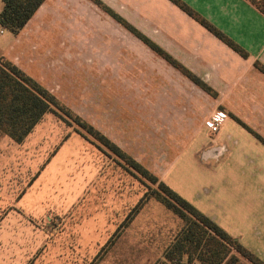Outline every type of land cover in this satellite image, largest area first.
<instances>
[{
    "label": "rangeland",
    "instance_id": "1",
    "mask_svg": "<svg viewBox=\"0 0 264 264\" xmlns=\"http://www.w3.org/2000/svg\"><path fill=\"white\" fill-rule=\"evenodd\" d=\"M80 7L82 26L92 27L82 30L87 45L53 51L65 72L40 84L200 211L250 198L264 216V107L228 114L237 129L228 122L223 142L207 146L202 139L223 129H208L215 109L205 91L163 58L159 69L148 46L93 7L90 24V5ZM59 9L71 25L73 11ZM4 31L0 48L12 38ZM61 114L71 126L51 113L23 144L1 142L0 264H156L183 221L154 198L140 207L158 185ZM24 187L28 196L16 200Z\"/></svg>",
    "mask_w": 264,
    "mask_h": 264
},
{
    "label": "crops",
    "instance_id": "2",
    "mask_svg": "<svg viewBox=\"0 0 264 264\" xmlns=\"http://www.w3.org/2000/svg\"><path fill=\"white\" fill-rule=\"evenodd\" d=\"M100 1L163 48L217 93V97H212L202 90L210 100L209 106L212 105L215 109L211 116H215L219 111L227 114L224 128L228 122H232L235 130L237 129V123L228 114L241 118L239 112L242 110H253L255 108L253 105L264 107V74L255 66L257 62L264 65V14L249 1L182 0L241 46L249 54L248 58H243L170 0ZM82 3L90 5L86 13L88 17L95 8L119 29L132 35L90 0H46L18 35L4 31L12 38L7 40L8 45L5 43L1 45L0 58L10 60L37 82L47 85V82L43 80L47 77L46 73L65 72V58L61 55L56 57L53 51L66 47L81 48L86 44L85 38H82V30L83 27L85 28V25L82 26L81 18ZM73 5L71 9L70 6ZM76 6L78 7L75 8ZM60 7L73 11L74 22L71 20V25L65 24L61 11L63 8L59 9ZM89 21L90 24L94 21L97 25V14L93 19L90 16ZM91 29L90 26V29L88 27L84 30ZM67 32L68 35H66ZM155 57L158 59L160 69L161 57L157 54ZM167 67L172 73H177L173 70L175 69L173 66ZM209 119L210 116L207 120ZM223 137L224 129L214 141L208 138L202 141L211 147L222 143ZM227 138L231 139L230 136ZM2 140L12 141L0 134V144ZM194 144L198 145L197 142ZM222 154V152L213 153L209 161L217 165ZM204 155L206 157L210 154L206 152ZM219 171L222 172L216 169L215 173ZM28 191L29 189L24 187L16 200L17 198L25 200ZM5 195L9 197L7 201L13 202L14 206L11 207L19 206L18 201H13L15 198L10 192ZM254 200L248 198L234 202L222 201L216 209H213V212L201 210L214 221L217 220L225 231L264 261V227L259 226L264 223V216L258 215L256 208L258 201ZM226 222H232V224ZM246 261L241 257L238 264Z\"/></svg>",
    "mask_w": 264,
    "mask_h": 264
},
{
    "label": "trees",
    "instance_id": "3",
    "mask_svg": "<svg viewBox=\"0 0 264 264\" xmlns=\"http://www.w3.org/2000/svg\"><path fill=\"white\" fill-rule=\"evenodd\" d=\"M45 1L2 0L3 8L0 12V28L13 35H18ZM90 1L148 46L155 54L179 70L195 85L210 96L217 97V93L202 79L111 8L100 0ZM170 1L243 58L249 57V54L241 46L194 11L188 4L182 0ZM247 1L264 14V0ZM255 66L264 74V65L257 62ZM58 110L114 152L147 181L153 185H158V189L152 190V193L142 200L140 207L150 198H154L183 221L184 226L165 250L162 260H159L156 264H194L196 262L200 264H238L241 257L248 259L253 264H264L263 260L243 246L237 238L231 236L213 219L174 191L164 181L159 180L156 175L140 165L109 138L71 112L42 84L26 74L10 60L4 57L0 58V134L8 137L16 144H23L44 117L51 113H54L71 126V122ZM242 125L246 126L245 124ZM252 133L261 140V136L254 132Z\"/></svg>",
    "mask_w": 264,
    "mask_h": 264
},
{
    "label": "built area",
    "instance_id": "4",
    "mask_svg": "<svg viewBox=\"0 0 264 264\" xmlns=\"http://www.w3.org/2000/svg\"><path fill=\"white\" fill-rule=\"evenodd\" d=\"M227 117L228 116L225 112L219 111L215 116L210 118V120L207 122V125H208V129L213 135H217L222 131ZM195 264H200V263H195Z\"/></svg>",
    "mask_w": 264,
    "mask_h": 264
}]
</instances>
